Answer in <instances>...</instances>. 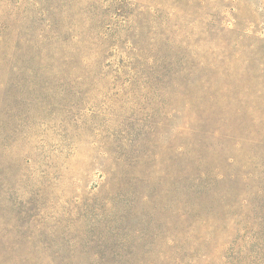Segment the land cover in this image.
I'll return each mask as SVG.
<instances>
[{"label":"rangeland","instance_id":"1","mask_svg":"<svg viewBox=\"0 0 264 264\" xmlns=\"http://www.w3.org/2000/svg\"><path fill=\"white\" fill-rule=\"evenodd\" d=\"M0 264H264V0H0Z\"/></svg>","mask_w":264,"mask_h":264},{"label":"trees","instance_id":"2","mask_svg":"<svg viewBox=\"0 0 264 264\" xmlns=\"http://www.w3.org/2000/svg\"><path fill=\"white\" fill-rule=\"evenodd\" d=\"M256 146H258V144L256 145ZM234 161V159H230V160H228V162H233ZM235 162V161H234ZM233 162V163H234ZM229 164H232V163H229ZM243 168L245 167V165H241ZM246 168V167H245ZM236 175L237 174H235V175H233V176H230V175H224L226 178H229V179H234V181H235V179L238 181V183H240V184H245L246 182H247V176L246 175H244V176H242V177H240V176H238V177H236ZM224 176L223 177H221V175H219L216 179H213V182H218V181H220V179L221 178H224ZM209 177H210V175L208 174V173H206V172H204V173H201V175H200V178L199 179H194L195 181H199V186H202L203 188H204V190H207V192H210L211 191V187L209 186L210 185V182H209ZM201 181V182H200ZM203 183H205L206 185H202ZM216 184V183H215ZM192 187H194V185H192ZM189 189V188H188ZM195 191V190H194ZM212 192L214 193V191L212 190ZM202 237V236H201ZM200 239H202V238H199L198 240L200 241ZM202 241V240H201Z\"/></svg>","mask_w":264,"mask_h":264}]
</instances>
